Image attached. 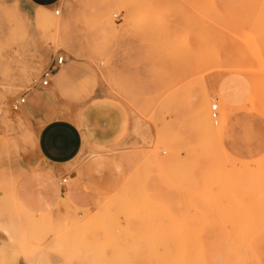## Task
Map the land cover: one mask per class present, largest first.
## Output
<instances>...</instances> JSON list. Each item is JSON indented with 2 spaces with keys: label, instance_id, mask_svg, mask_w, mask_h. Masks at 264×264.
Returning <instances> with one entry per match:
<instances>
[{
  "label": "rangeland",
  "instance_id": "374dc122",
  "mask_svg": "<svg viewBox=\"0 0 264 264\" xmlns=\"http://www.w3.org/2000/svg\"><path fill=\"white\" fill-rule=\"evenodd\" d=\"M22 6L0 0V220L21 222L0 231L10 233L15 258L264 264V0H58L33 14ZM59 56L93 69L89 103L113 104L127 128L115 144L85 143L68 167L69 176L96 179L92 207L65 195L51 210L25 214L19 176L7 171L34 167L28 159L38 167V132L70 115L42 93L51 86L42 75ZM21 97L27 103L15 112ZM69 176L56 180L59 189ZM237 219L252 234L234 248Z\"/></svg>",
  "mask_w": 264,
  "mask_h": 264
},
{
  "label": "crops",
  "instance_id": "0c3cea01",
  "mask_svg": "<svg viewBox=\"0 0 264 264\" xmlns=\"http://www.w3.org/2000/svg\"><path fill=\"white\" fill-rule=\"evenodd\" d=\"M20 1L23 10L33 14L36 9L47 8L58 0ZM95 77L88 64L68 61L58 71L49 90L42 92L51 93L61 106L70 110V115L48 121L38 132V167L28 159L24 165L34 167L7 171L10 176H19L15 197L18 207L25 214L37 213L41 208L51 210L57 205L60 196L64 198L65 195L79 208H89L95 204L99 189L96 179L87 173L69 176L68 167L79 156L85 143L100 147L115 144L127 128L123 112L113 104L102 101L89 103L96 92ZM79 110L81 114L75 121L73 116ZM40 116L36 114V119ZM230 120L224 124L222 132ZM61 176H69L70 184L63 186L60 183L59 189L56 180ZM0 223L9 225L21 222L18 218L6 215ZM26 223L32 224V220ZM9 234L0 231V264H24L22 259L15 258L17 250L9 243Z\"/></svg>",
  "mask_w": 264,
  "mask_h": 264
},
{
  "label": "built area",
  "instance_id": "2783aa9c",
  "mask_svg": "<svg viewBox=\"0 0 264 264\" xmlns=\"http://www.w3.org/2000/svg\"><path fill=\"white\" fill-rule=\"evenodd\" d=\"M56 14H59V12H56ZM66 64V59L64 56H59L57 58H55L52 63L50 64V66L44 71L43 75H42V83L41 85L43 87H48L51 82L52 79L57 75L58 71ZM27 103L26 97H21L18 100H16L13 104H12V110L17 112L19 111L23 106H25ZM218 106L214 105L212 107V111H213V117L216 118L217 114H216V110H217ZM4 109L2 107V105L0 104V116L3 114ZM67 183V179H63L61 182V185L65 186V184Z\"/></svg>",
  "mask_w": 264,
  "mask_h": 264
},
{
  "label": "bare ground",
  "instance_id": "6f19581e",
  "mask_svg": "<svg viewBox=\"0 0 264 264\" xmlns=\"http://www.w3.org/2000/svg\"><path fill=\"white\" fill-rule=\"evenodd\" d=\"M144 12L143 11H141V12H139V13H137V17H136V19H138V20H140V19H143L144 18ZM45 16V15H44ZM40 16H38V18H39ZM227 105H228V110H229V112L227 113V114H225V115H220V118L217 120V123L219 122V124H220V126L218 127V128H220V127H222L226 122H227V120L229 119V118H231L232 117V106H231V104L228 102L227 103ZM205 112H207V109L205 108V110H204ZM245 111H247V110H245ZM250 112H251V110H250ZM249 113V112H248ZM207 114V113H206ZM210 114V113H209ZM209 117V116H208ZM210 119V118H209ZM215 119V118H214ZM217 119V118H216ZM211 121V120H210ZM214 123V122H213ZM218 124V125H219ZM215 125H216V122H215ZM218 125H216V126H218ZM212 127H214V126H212ZM216 128V127H215ZM214 128V129H215ZM223 128V127H222ZM216 130V129H215ZM220 131H221V129H220ZM217 132V131H216ZM242 206H244L243 204H242ZM243 208V207H242ZM245 208H246V206H245ZM247 209V208H246ZM246 212H247V210H246ZM248 215V214H247ZM242 216V215H241ZM241 218V217H240ZM248 218V217H247ZM247 218H245V219H247ZM239 219V218H238ZM237 219V220H238ZM242 219V218H241ZM240 219V220H241ZM244 219V218H243ZM240 220H238V221H236V222H234V227H235V225H237V227H235V229H234V234H233V247L234 248H236V247H240L244 242H245V240L250 236V234H252V231L251 230H249L246 226H244L243 225V223H242V220L240 221ZM249 220V219H248ZM248 222H250V221H248ZM244 226V227H243ZM247 229H246V228ZM249 227H250V229H251V227H252V225L250 226L249 225ZM232 236V235H231ZM204 250H205V248H204ZM206 253V252H205Z\"/></svg>",
  "mask_w": 264,
  "mask_h": 264
}]
</instances>
